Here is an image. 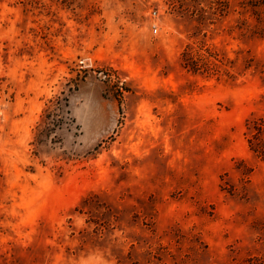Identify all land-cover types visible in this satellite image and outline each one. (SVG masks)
I'll list each match as a JSON object with an SVG mask.
<instances>
[{"label":"rangeland","instance_id":"rangeland-1","mask_svg":"<svg viewBox=\"0 0 264 264\" xmlns=\"http://www.w3.org/2000/svg\"><path fill=\"white\" fill-rule=\"evenodd\" d=\"M0 264H264V0H0Z\"/></svg>","mask_w":264,"mask_h":264},{"label":"trees","instance_id":"trees-1","mask_svg":"<svg viewBox=\"0 0 264 264\" xmlns=\"http://www.w3.org/2000/svg\"><path fill=\"white\" fill-rule=\"evenodd\" d=\"M62 106H64V108H66V106H67V100L64 97H62V98L56 97L55 99L49 100L48 103L46 104L45 109H44L42 124L43 125H45V124L55 125L54 121L56 120L55 119L56 115H55L54 111L60 110ZM51 129H53V128H49L48 130L51 131Z\"/></svg>","mask_w":264,"mask_h":264},{"label":"built area","instance_id":"built-area-1","mask_svg":"<svg viewBox=\"0 0 264 264\" xmlns=\"http://www.w3.org/2000/svg\"><path fill=\"white\" fill-rule=\"evenodd\" d=\"M153 15H155V12H153ZM151 26H152V31H153V33H155L156 30H157V28H156V24L153 23Z\"/></svg>","mask_w":264,"mask_h":264}]
</instances>
